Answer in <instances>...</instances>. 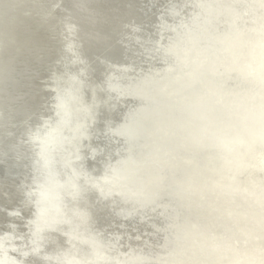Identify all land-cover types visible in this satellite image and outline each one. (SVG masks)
Instances as JSON below:
<instances>
[{
  "label": "bare ground",
  "instance_id": "1",
  "mask_svg": "<svg viewBox=\"0 0 264 264\" xmlns=\"http://www.w3.org/2000/svg\"><path fill=\"white\" fill-rule=\"evenodd\" d=\"M2 25L0 264H264V0Z\"/></svg>",
  "mask_w": 264,
  "mask_h": 264
},
{
  "label": "water",
  "instance_id": "2",
  "mask_svg": "<svg viewBox=\"0 0 264 264\" xmlns=\"http://www.w3.org/2000/svg\"><path fill=\"white\" fill-rule=\"evenodd\" d=\"M16 0H0V16L2 12H10L15 8ZM4 29V25L0 26V30ZM2 70V60H0V72Z\"/></svg>",
  "mask_w": 264,
  "mask_h": 264
}]
</instances>
